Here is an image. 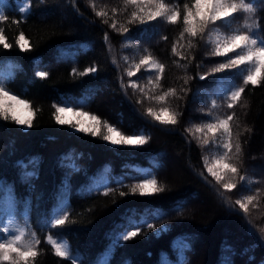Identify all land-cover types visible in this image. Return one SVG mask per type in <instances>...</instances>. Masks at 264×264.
<instances>
[{"label": "trees", "instance_id": "trees-1", "mask_svg": "<svg viewBox=\"0 0 264 264\" xmlns=\"http://www.w3.org/2000/svg\"><path fill=\"white\" fill-rule=\"evenodd\" d=\"M164 2L182 14L191 0ZM0 6L7 17L0 20V77L10 79V94L29 102L33 123L29 128L0 118V183L12 193L0 221L27 224L35 233L40 243L32 264H72L55 255L49 236L75 264H264V81L244 86L237 78L245 91L228 109L223 93L235 70L214 71L226 57L210 55L207 37L191 38V44L180 39L182 15L175 25L160 17L130 23L138 6L128 0H0ZM21 6L30 11L19 12ZM256 7L264 36V0ZM144 56L164 65L158 82L149 66L135 67ZM91 67L97 71L81 75ZM41 71L47 76L39 77ZM169 89L176 95L155 99ZM65 105L89 114L81 117L85 127L95 124L90 116L98 117L101 135L58 124L55 108ZM162 107L176 114L175 125L148 115L149 108ZM17 108L29 118L28 109ZM228 114H234L233 143L241 146L230 156L246 177H232L237 188L230 191L203 165L205 156L223 150L203 144L211 134L197 131ZM104 122L122 135L142 130L147 142L113 145L102 138ZM143 178H155L164 190L131 193ZM248 195L255 199L244 213L235 201ZM65 209V225L49 223ZM137 229L135 237L121 238Z\"/></svg>", "mask_w": 264, "mask_h": 264}, {"label": "snow or ice", "instance_id": "snow-or-ice-1", "mask_svg": "<svg viewBox=\"0 0 264 264\" xmlns=\"http://www.w3.org/2000/svg\"><path fill=\"white\" fill-rule=\"evenodd\" d=\"M128 2L134 6H138L137 11L131 13V22H139L145 24L148 21H154L158 17L163 18L166 23L175 25L181 21L183 28L180 33V39L185 37L189 38L191 44V38L200 37L202 40L207 37V42L211 45L210 55L215 57H226L225 62L219 63L218 67L214 69L216 72H222L224 70H235L230 72L232 86L226 89L223 93V97L226 101L228 109H232L233 106L240 100L241 94L245 91V87L249 84L256 86L264 81V36L260 35L259 24L254 19V14L257 11L256 0H191V3H185L183 10L178 6L169 7L164 0H128ZM5 5V3H4ZM154 5V8L151 7ZM3 6H0L2 8ZM21 13L29 12L28 8L23 6L18 9ZM238 14H244L242 17ZM99 16H104L106 13L99 12ZM243 19L242 25H237L235 28L232 24L239 19ZM7 17L3 11H0V20H5ZM219 22V23H218ZM115 28V23L112 25ZM222 29H226L223 30ZM124 32H128L125 28ZM107 34H105V40H107ZM3 30L0 29V40H3ZM24 36L21 33L19 40H23ZM19 40L17 43H19ZM4 47H10L9 44L4 43ZM24 47L23 44L20 45ZM173 52H176V45H173ZM233 53V55H229ZM141 65H147L156 74V81L161 79V75L164 72V65L153 60L150 56H144L139 64L135 65L139 70ZM97 69L91 67L85 70L81 75L88 73H95ZM39 77H46V72H38ZM129 77L134 73L129 71L127 73ZM240 78L243 81L244 86H236L234 81ZM200 79H205L204 76H200ZM224 79V77H221ZM10 82L9 78L0 77V118L3 120L13 121L20 126H27L31 128L32 123V108L28 101L21 99L18 95L10 94L7 90V84ZM133 88L136 87L135 83H132ZM175 96V90L169 89L162 95L155 97L158 101L165 100L168 96ZM219 98V97H217ZM17 106H23L29 111V118H21L16 112ZM212 107L217 108L216 100L212 101ZM66 112H73L77 117L88 116L89 114L83 111H75L73 107L62 106L55 108L54 118L60 125H70L75 130L90 134L92 136L101 135L100 127L101 122L95 115L90 116L95 124L89 127H85L79 120L73 123L63 117L62 114ZM164 114V115H162ZM148 115L153 117L161 124L177 123L176 114L169 115V109L162 107L159 112L148 109ZM234 114L225 115L223 118L213 117L211 122L203 124L197 128L198 132H206L211 134L210 138H205L203 144H213L223 151L217 152L212 159V163L205 162L207 172L215 179L219 184H222L225 190H234L237 188V183L232 180V177L239 175L237 166L232 163L233 152L239 154L241 152L240 144L233 143V131L230 122L233 120ZM167 117V118H165ZM103 127L106 128L107 134H103L102 138L105 141H109L113 145H131L139 146L147 142V138L143 133L138 135H122L114 126L104 122ZM116 133L115 138L112 133ZM225 176L228 179H225ZM241 182L246 181V177L239 175ZM243 187V185H242ZM164 189L157 187V180L155 178H143V182L136 184L131 188V193L137 192L141 196L155 195L162 192ZM106 195L108 193H105ZM12 193L8 192L7 186L0 183V214L7 209L10 204V197ZM121 196L125 193L121 192ZM254 196L248 195L245 200L237 199L235 203L243 210L244 213L249 211L248 205L252 204ZM246 201V202H245ZM69 219L67 209L62 210L61 213L50 220L49 223L54 226L65 225ZM148 228L154 227L151 224L147 225ZM138 234L136 231H128L121 237L123 240H128L135 237ZM39 240L35 238V233L28 229L27 224L13 225L4 224L0 221V264H32V260L38 256L36 246L39 244ZM48 243L55 249V255L57 257H68L72 260V264H75L76 258L73 257L70 251L65 250L63 244L58 239L48 237ZM224 264H231V261L225 260Z\"/></svg>", "mask_w": 264, "mask_h": 264}, {"label": "rangeland", "instance_id": "rangeland-1", "mask_svg": "<svg viewBox=\"0 0 264 264\" xmlns=\"http://www.w3.org/2000/svg\"><path fill=\"white\" fill-rule=\"evenodd\" d=\"M222 31H223V29H222ZM16 112H17V114H18L19 116H21V118H27V116H28V112L25 111V110H23L22 108H17V109H16ZM74 112H75V111H74ZM62 115H63V117H64L65 119L70 120V121H72L73 123H75L77 120H79V121L81 122V124H82L83 126H85V122H83V120L81 121V117H77V116H75V115L73 114V112H66V113H64V114H62ZM162 115H164V114H162ZM165 118H167V117H165ZM84 119H85V120L87 119L86 116H84ZM112 135L115 137V132L112 133ZM213 158H214V155H213V154H208L207 156L204 157V163H203V165H204V167H205L206 172H207V169H206V166H205V162L207 161L208 164H211ZM171 163H172V162H171Z\"/></svg>", "mask_w": 264, "mask_h": 264}]
</instances>
